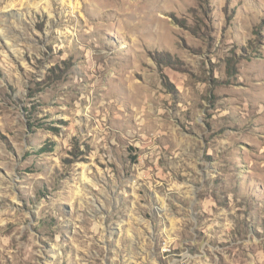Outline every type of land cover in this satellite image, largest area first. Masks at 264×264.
Here are the masks:
<instances>
[{
	"label": "rangeland",
	"instance_id": "rangeland-1",
	"mask_svg": "<svg viewBox=\"0 0 264 264\" xmlns=\"http://www.w3.org/2000/svg\"><path fill=\"white\" fill-rule=\"evenodd\" d=\"M0 264H264V0H0Z\"/></svg>",
	"mask_w": 264,
	"mask_h": 264
}]
</instances>
